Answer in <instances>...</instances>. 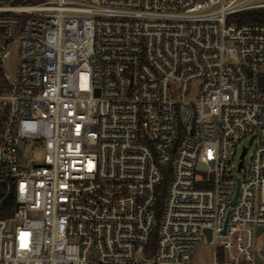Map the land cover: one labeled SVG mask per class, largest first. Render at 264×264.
I'll return each mask as SVG.
<instances>
[{"label": "built area", "instance_id": "1", "mask_svg": "<svg viewBox=\"0 0 264 264\" xmlns=\"http://www.w3.org/2000/svg\"><path fill=\"white\" fill-rule=\"evenodd\" d=\"M257 1L0 0V264H264Z\"/></svg>", "mask_w": 264, "mask_h": 264}, {"label": "rangeland", "instance_id": "2", "mask_svg": "<svg viewBox=\"0 0 264 264\" xmlns=\"http://www.w3.org/2000/svg\"><path fill=\"white\" fill-rule=\"evenodd\" d=\"M264 0H258L257 2H263ZM18 55L15 48H11L8 58L5 60L3 66V72L11 77L15 78L17 75ZM259 139H264V132L259 131L253 136H249L243 139L237 149L239 155L242 148L246 149V154L243 159V166L245 170H248L250 161L254 151L256 150L257 142ZM24 159L27 163H37L42 160V152L34 149H26ZM258 248L264 245V233L256 240ZM213 246L212 244L203 243L198 245L193 252V260L198 263H208L212 261Z\"/></svg>", "mask_w": 264, "mask_h": 264}, {"label": "trees", "instance_id": "3", "mask_svg": "<svg viewBox=\"0 0 264 264\" xmlns=\"http://www.w3.org/2000/svg\"><path fill=\"white\" fill-rule=\"evenodd\" d=\"M229 22L237 24H257L264 26V9H254L242 12L232 16ZM260 89L264 93V75L260 79ZM168 181V174L166 173L164 181L157 187V199L154 207L155 215L158 216L165 197V189ZM4 189L0 186V217L6 218L11 216L15 207L13 194L10 193L5 199H2Z\"/></svg>", "mask_w": 264, "mask_h": 264}, {"label": "water", "instance_id": "4", "mask_svg": "<svg viewBox=\"0 0 264 264\" xmlns=\"http://www.w3.org/2000/svg\"><path fill=\"white\" fill-rule=\"evenodd\" d=\"M15 2H19V0H14ZM38 1H42V0H38ZM244 154H245V152L243 151L242 153H241V156H240V159L242 160V158L244 157ZM241 166V163L239 164V167ZM206 232V234L208 235V240H209V235H210V232L209 231H205ZM259 232H261V230L259 229L258 230V233Z\"/></svg>", "mask_w": 264, "mask_h": 264}]
</instances>
